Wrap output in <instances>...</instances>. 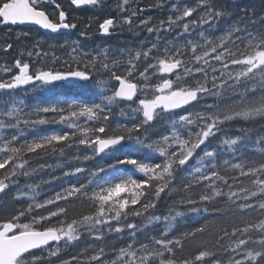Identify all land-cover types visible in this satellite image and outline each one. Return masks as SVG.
I'll return each mask as SVG.
<instances>
[{"label":"snow or ice","instance_id":"6c2138e0","mask_svg":"<svg viewBox=\"0 0 264 264\" xmlns=\"http://www.w3.org/2000/svg\"><path fill=\"white\" fill-rule=\"evenodd\" d=\"M68 5L73 11L107 7L106 0H68ZM164 6L165 0L153 5ZM168 10L166 19L154 21L141 18L145 9L136 0H117V15L96 21L101 36L124 26L146 31L155 36L150 46L89 53L77 40L69 53L73 63L65 61L64 70L34 67L31 58L39 62L49 56L43 50L28 51V60L21 54L12 64H0V193L15 188V199L27 201L0 214V264H51L85 234L103 241L105 233L121 239L127 233L129 242L91 254L86 248L62 264H264V147H259L264 144V30H253L264 15L256 17L237 0L231 6L221 0H170ZM69 17L58 0H0L4 27L38 26L58 34L77 29L76 17ZM91 28V21L84 23L80 36L88 37ZM167 34L174 35L167 40ZM0 47L7 52L13 44ZM52 60L59 57L53 53ZM59 81H72L98 99L26 110L13 95L29 84ZM117 110L131 123L112 127ZM257 121L259 129L244 126ZM160 122L168 131L153 138ZM56 123L71 131L26 136L37 126ZM230 124L240 125L238 135L225 133ZM79 146L91 153L67 151ZM124 149L151 155L132 157ZM50 154L69 163L97 157L114 163L92 170L69 167L62 172L67 187L41 202L40 185L21 186L20 179L38 171L31 166L33 157ZM120 165L144 178L128 175ZM174 195L179 199L167 214H157L159 203ZM76 201H87L94 211L69 220L66 205ZM188 213L208 214L217 222L215 231L199 224L177 233L178 219ZM150 226L155 234L139 240ZM193 243L194 249L182 255Z\"/></svg>","mask_w":264,"mask_h":264},{"label":"trees","instance_id":"16d2710c","mask_svg":"<svg viewBox=\"0 0 264 264\" xmlns=\"http://www.w3.org/2000/svg\"><path fill=\"white\" fill-rule=\"evenodd\" d=\"M222 3H225L228 6H231V0H221ZM237 2L241 6H250L255 10L256 17L260 15H264V0H237ZM159 19L157 18L156 21ZM264 30V21H261L259 24L253 26V30ZM219 34V33H216ZM172 35L174 34H167L164 35V39L170 40L172 39ZM25 39L20 42H15L11 39L8 40L7 36H4L0 33V46H2L5 42L12 43L13 48L10 50V53H0V64H12L15 59L21 58L19 53L25 51H39L43 50L49 53L48 57H45L43 60L37 62V58L34 56L31 58V63H33L34 67H43L45 69L48 68H55L56 70H64V62L67 61L68 63H73L70 59L69 53L71 51L72 42L77 40H64L59 39L55 40L51 36L44 35L42 40H39V37L28 35L24 36ZM31 37V38H30ZM155 40V36L151 39H144V40H120L118 38H110V39H102L97 37L87 39L78 40L81 44L84 45V50L89 51V53H95L101 47H109L115 50H125V49H136L140 47L142 44L146 46H150V42ZM123 42V43H122ZM183 42V41H181ZM2 47H0L1 49ZM55 54L56 57H59V62L53 63L52 54ZM23 59L28 60V56L23 55ZM3 73H0V76H3ZM97 79H106L105 76H99ZM13 95L17 100L22 99L26 106V110H30L36 107H43L48 105L56 104L58 101L63 104L65 100L71 99H84V100H95L98 97L93 96L91 93L85 95L80 87H78L75 83L74 84H59V85H41L38 84L36 86L30 87L26 90H19L14 91ZM8 94H3V100H7ZM208 103H212L213 101L209 99ZM0 103H3L0 100ZM49 117L52 114H46ZM112 127H115L117 123H131V121L126 116H121L118 110L115 112L113 119L109 121ZM261 122L257 121L255 124H248L244 125L245 127L252 128V129H259ZM239 124H230L225 126V133L228 136H235L239 133L236 129L239 127ZM60 131H71L63 124H46L40 125L35 128L34 131H27L26 136L31 139L35 135H43V134H50L52 132H60ZM153 131V138L159 134H166L168 128L164 122H160L156 124V127ZM220 134H218L219 138ZM253 139H255V132H253ZM259 147H264V144L260 145ZM67 151L72 154L79 152L81 155L83 154H90L91 149L85 148L84 146H79V148L73 147L71 149H67ZM124 152L128 153V155L132 157H148L151 154L148 152L136 153L130 152L128 149H124ZM250 158L259 160L260 157L256 155L254 152H247L246 153ZM119 155V153H118ZM224 158H229L227 154H225ZM114 163V159L110 161H106L105 159H100L97 157L96 159L86 161V162H76L72 161L71 163L68 160H65L63 157H60L59 154H50L42 156L41 158L33 157L31 161V166L38 169V171L29 179H25L21 177L20 184L24 186L26 184H39L40 187L38 189L39 195L37 196L38 201H43L46 198L51 197L56 191L60 190L61 185L67 187V180L69 178L62 177V172L69 167L75 166H82L88 170H92L99 166H104L105 163ZM43 165V170L40 171V167ZM120 168L124 169L127 167L128 175H133L134 178L143 179V174L138 172H133L131 166H123L120 165ZM58 178V179H57ZM83 179V176L80 177ZM73 182H75L76 178H72ZM41 181H49V183H42ZM179 186V185H178ZM25 191H28L25 188ZM17 195V190L15 188H11L6 190L5 193L0 195V214H6L12 211L14 208H20L26 206L27 201L24 199L16 200L15 197ZM179 199L178 195H174L172 197L166 198L162 200L157 208V214L164 213L167 214L168 208L172 206L173 201ZM63 203V202H61ZM54 207V206H50ZM68 208V219L78 218L82 215L91 214L94 211V207L91 206L87 201H76L73 204L66 205ZM37 211H45V210H37ZM252 219H256V214L254 213ZM135 223L141 224L142 218H136L134 220ZM199 224H205L210 232H214L217 226V222L213 221L211 216L208 214H196V213H188L186 216L181 217L177 221L175 231L178 233L180 231L188 230L193 226H198ZM159 227V226H156ZM155 234V228L151 227L146 230L143 235H138L139 240H144L145 236ZM95 239H91L89 235L85 234L80 241L73 244L70 248L65 249L62 254L59 263L55 264H62L65 260H70V258L74 255L79 254L84 249H89V254L95 251L93 248L96 247ZM129 242V237H123L122 240H119L117 243L119 248ZM195 247V243L189 246L188 250L183 253L182 255H187L189 251L193 250Z\"/></svg>","mask_w":264,"mask_h":264},{"label":"flooded vegetation","instance_id":"af4514ba","mask_svg":"<svg viewBox=\"0 0 264 264\" xmlns=\"http://www.w3.org/2000/svg\"><path fill=\"white\" fill-rule=\"evenodd\" d=\"M65 9L70 13V20L72 17H76V20L73 22H77L78 27L77 29L69 30L67 33L58 34V35H52L47 34L37 28L33 27H4L0 26V33L4 36L8 37V40L11 39L13 41L20 42L25 39L24 35H19L18 33H22L24 31H28V35L39 37V40L43 38L44 35L51 36L55 40L64 39V40H81V39H87L88 37L93 38L95 35L97 37L102 39H110V38H118L120 40H144V39H151L154 37V35H149L146 31L143 30H136L135 26L130 30L127 26H124L123 28H118L111 36L109 37H102L95 29H96V21L98 18H102L108 15H117L113 9H115L117 0H106L107 7L101 11L99 9H93V8H85L83 10H76L73 11L72 8L68 5V0H58ZM159 0H136V3L139 5V7L144 8L145 11L141 14V18H145L148 16L153 17L154 21L156 19H166L167 15L169 14V3L170 0H165V6L163 8H156L153 7V5L157 4ZM135 7V5H133ZM92 22V28L89 31L88 37H82L80 36V31L84 29V23ZM83 22V23H81ZM11 50V49H10ZM10 50L7 52H4L2 48L0 49V53H10ZM28 51L19 53L20 55L23 54L26 56Z\"/></svg>","mask_w":264,"mask_h":264},{"label":"rangeland","instance_id":"374dc122","mask_svg":"<svg viewBox=\"0 0 264 264\" xmlns=\"http://www.w3.org/2000/svg\"><path fill=\"white\" fill-rule=\"evenodd\" d=\"M5 78H7V77H5ZM123 237L127 238L128 237L127 233H124ZM90 238L93 239L91 236H90ZM119 240H122V239L120 238V236L118 234L105 233V239L103 241H98V240L94 241V242H96V245H95L96 247H94L93 249L96 251L99 249V247L105 246L107 251H111L113 245L118 246L117 243L119 242ZM71 246H69L67 248H70ZM67 248H62L60 255L58 257H53L51 259V264L59 263L62 252Z\"/></svg>","mask_w":264,"mask_h":264},{"label":"water","instance_id":"95a60500","mask_svg":"<svg viewBox=\"0 0 264 264\" xmlns=\"http://www.w3.org/2000/svg\"><path fill=\"white\" fill-rule=\"evenodd\" d=\"M12 27H17V26H12ZM19 27H21V28L33 27V28H37V29H39V30H41V31H43V32H45L47 34H52V35H58V34H63V33L69 32V30H62L61 33L54 34V33H49L46 30L40 29L38 26H19ZM111 35H109V36H111ZM109 36H102V37H109ZM38 84H40V83L39 82H36V85H38ZM58 84H67V85H70V84H74V82H72V81H59V82H55L54 84H51V85H58ZM32 86H33L32 84H29V85L24 86L22 89H16L14 91L24 90V89H27V88L32 87ZM1 194H3V193H0V195Z\"/></svg>","mask_w":264,"mask_h":264},{"label":"bare ground","instance_id":"6f19581e","mask_svg":"<svg viewBox=\"0 0 264 264\" xmlns=\"http://www.w3.org/2000/svg\"><path fill=\"white\" fill-rule=\"evenodd\" d=\"M31 38V37H30ZM123 43V42H122ZM89 52V51H88ZM91 53V52H90Z\"/></svg>","mask_w":264,"mask_h":264}]
</instances>
